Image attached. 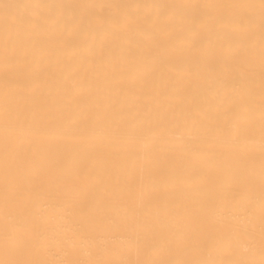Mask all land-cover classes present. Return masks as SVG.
<instances>
[{"label":"bare ground","instance_id":"bare-ground-1","mask_svg":"<svg viewBox=\"0 0 264 264\" xmlns=\"http://www.w3.org/2000/svg\"><path fill=\"white\" fill-rule=\"evenodd\" d=\"M0 264H264V0H0Z\"/></svg>","mask_w":264,"mask_h":264}]
</instances>
